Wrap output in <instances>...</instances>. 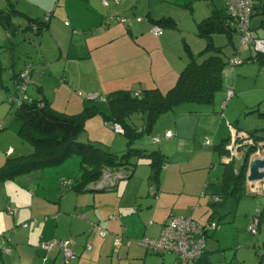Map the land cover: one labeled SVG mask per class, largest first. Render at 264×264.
Listing matches in <instances>:
<instances>
[{
    "label": "crops",
    "instance_id": "crops-1",
    "mask_svg": "<svg viewBox=\"0 0 264 264\" xmlns=\"http://www.w3.org/2000/svg\"><path fill=\"white\" fill-rule=\"evenodd\" d=\"M263 3H256L253 18L264 17ZM9 6L10 30L0 24L1 86L10 90L3 74L15 87L16 76L31 66L28 95L44 96L52 109L66 114L61 108L75 107L80 113L95 105L107 112L105 98L119 90L140 93L158 88L165 93L186 66L185 44L196 55L204 49L197 26L213 11L224 10L225 0H108V6L102 0H0L1 10ZM46 14H50L47 27L37 31L31 23L42 22ZM108 17L112 20L107 21ZM261 17L256 27L251 25L252 30L264 31ZM117 18H129L131 25H123ZM162 18L172 19L174 27L155 23ZM157 26L163 31L159 37L151 34ZM262 34L252 33L256 38H264ZM225 36L234 55L245 57L243 60L256 55L251 47L244 48L239 40L238 44V33ZM245 63L250 65L222 74V89L211 104H181L159 117L150 136L160 142L157 149L150 150L162 153L167 163L157 183L149 179V168L147 182L130 180L133 173L131 178L119 179L126 182L117 183L114 190L77 192L72 188L79 175L77 160L0 183V264H178L174 254L153 252L139 242L157 239L169 216L187 215L201 225L212 220L221 224L207 237L205 252L196 264H264L257 257V252H264V192L229 199V204L218 209L221 218H211L222 183L223 172L220 178L218 170L226 165L215 147L229 138L227 124L246 132L263 130L257 135L264 136V127L245 130L239 123V116L248 110L264 113V97L257 94L264 88L249 87L251 80L264 79V67L254 59ZM31 85L37 95L30 93ZM231 88L234 95L227 99ZM89 94L101 99L90 101ZM248 94L253 95L251 101ZM6 96L11 95L2 94L0 100ZM96 117L91 118V126L106 131L104 120ZM132 119L143 125L142 115ZM168 131L171 138H165ZM206 140L212 145L205 146ZM16 153L17 148L9 146L3 155ZM142 160V165H148V160ZM8 208L15 213L10 214ZM257 209L261 211L259 232L252 236L248 225ZM95 225L107 235H100ZM117 236L122 243L116 249ZM54 240H70L77 259L66 263L59 248H39Z\"/></svg>",
    "mask_w": 264,
    "mask_h": 264
},
{
    "label": "trees",
    "instance_id": "trees-1",
    "mask_svg": "<svg viewBox=\"0 0 264 264\" xmlns=\"http://www.w3.org/2000/svg\"><path fill=\"white\" fill-rule=\"evenodd\" d=\"M257 2H264V0H258ZM256 3L251 20L258 9ZM11 12L10 6L5 10L0 9V24L7 30H10L11 27ZM48 21H44V19L42 22L34 20L31 26H35L37 31H41L47 27ZM131 21L130 19L129 23L121 24L129 27ZM228 22L229 18L226 9H224L213 11L209 17L198 24L197 35L204 40L205 47L196 55L185 44L186 66L179 74L175 85L165 93L158 88L145 89L140 93L119 90L105 98L107 112L100 111L94 105L85 107L75 115L55 111L50 107L44 96L32 98L28 95V91H26L27 99H22L21 103L18 104L14 100L15 94L11 97V101L13 104L14 102L17 103L14 116L20 122L18 135L23 141L30 143L34 151L21 157H6L3 165L0 166V183L13 180L34 170L57 167L74 155L80 158L79 175L72 185V188L77 192L114 190L117 183L104 182L101 184L104 174L117 175L121 173V179L131 178L140 159L148 160V166L151 170L149 179L157 183L160 171L167 163V158L158 150L142 149L137 143L144 137L150 136L160 116L173 111L177 106L186 103L211 104L213 102L216 93L222 89L223 70L230 59L225 60L221 55L222 48L217 47L213 39L217 34L230 36L232 33H237L236 29L230 26ZM155 23L161 27H174V21L170 18H162ZM200 57L204 58L199 60ZM251 59L264 67V54L256 53L250 59L244 60V63ZM19 74L15 78L16 83L19 82ZM100 99L101 97L98 95L97 98L90 101ZM251 113H257L258 116L264 118V113L258 110H253ZM135 114L142 115L143 125L140 127L130 120V117ZM97 115H102L106 125L111 126L112 129L114 125H119L122 128V134L126 139L124 151L118 153L95 142H81L78 140L85 132L86 121ZM3 129L2 125L0 130ZM257 132L259 131L246 133L254 139L255 143H264V136L257 135ZM228 140L229 138L225 139L215 147L220 157L227 154L225 146ZM150 142L153 144V137H150ZM254 149H248L247 154L252 153ZM6 155H9L8 151ZM133 157L136 160H133ZM246 167L247 160L243 165H240L238 172L232 164L224 166L222 183L218 193L219 197L212 203L214 211L211 218L216 215L219 216L218 219L221 218L218 209L224 207L229 199L239 200L244 195L252 196L245 189ZM217 223L221 227L218 221ZM257 257L258 263H261L264 260V252H257Z\"/></svg>",
    "mask_w": 264,
    "mask_h": 264
},
{
    "label": "built area",
    "instance_id": "built-area-1",
    "mask_svg": "<svg viewBox=\"0 0 264 264\" xmlns=\"http://www.w3.org/2000/svg\"><path fill=\"white\" fill-rule=\"evenodd\" d=\"M258 0H225V9L229 18L230 26L234 27L239 34L240 44L242 46L251 47L256 53L264 54V38H256L252 35L251 30V16L253 8ZM104 6H108V0H102ZM50 14H46L44 21H48ZM120 23H129L130 19L117 18ZM112 20L108 17L107 21ZM135 21H141V18H136ZM36 28L35 26H33ZM163 33L160 27H154L151 34L159 37ZM244 63V60L235 54L229 59L228 64L231 68H235ZM31 66H26L19 74L18 83L15 82L16 96L14 100L21 103L22 99H27L26 91L30 82ZM234 95L233 89L227 91V99ZM98 97V94H89L87 99L93 100ZM229 129V140L226 143L227 154L222 157L224 164H233L240 162L242 165L243 160H247L248 167L251 162L256 159H264V143H255L254 139L246 132L239 131L231 123L227 124ZM2 128V125H0ZM115 133L122 134V128L119 125L113 127ZM172 132L165 133V138H171ZM160 139L153 138V144H158ZM205 146H211L212 141L206 140ZM254 149L252 155L255 157L248 159L247 150ZM10 149L8 153H11ZM264 172V169L261 170ZM105 173L101 184L104 182L117 183L121 179V173L112 175ZM249 176V173H248ZM99 184V185H101ZM247 193L249 195H258L264 192V179L250 181L247 178ZM10 214H14L15 210L8 209ZM260 209H257L255 215L251 217L248 231L252 235L258 234L260 224ZM112 218H115L113 216ZM26 226V225H24ZM98 232L102 236H106L107 232L102 230L99 225H95ZM220 228L217 221H209L205 225L198 224L192 216H169L162 224L160 236L157 239L143 238L140 240V245L148 250L159 254L172 253L176 256L178 264H196V262L203 256L206 247L207 237ZM116 249L122 243V238L117 236L114 240ZM40 248L44 251H51L54 248H59L63 255L64 262H72L77 259V254L71 248L70 240H54L52 242L42 243ZM90 249V246H86Z\"/></svg>",
    "mask_w": 264,
    "mask_h": 264
},
{
    "label": "rangeland",
    "instance_id": "rangeland-1",
    "mask_svg": "<svg viewBox=\"0 0 264 264\" xmlns=\"http://www.w3.org/2000/svg\"><path fill=\"white\" fill-rule=\"evenodd\" d=\"M260 17L261 16H255L253 18V20L255 19V22H253L251 24L253 27H254V25L256 27V24H255L256 20H258V19L260 20ZM261 18L263 19L264 17H261ZM262 32H264V31L261 30L260 28H256V29L252 30V33L255 36L258 35V36L262 37L261 36V35H263ZM238 40L240 41V38L237 39V42L239 44ZM214 44L217 47L222 48V54L221 55L225 58V60H228V58H230L234 55L233 47L231 46V44H229L227 37L225 35H222V34L215 35L214 36ZM244 48H248V47L244 46ZM242 58L244 59L245 57H242ZM8 61L10 64L11 60L8 59ZM249 65H250V63H244L243 65L237 66L235 68H231L228 64L225 66V68H224L225 70H223V73L226 70H229L230 72H232L234 70H238L239 68H241L243 66H249ZM257 70H259V67H257ZM3 78L5 79V86L9 87L10 90L6 91V89L4 87H2L1 83H0V96L2 94H5V95L10 94L11 96H6V98H3L4 100H0V123H2L3 128H4L3 130H0V166L3 165V163L5 161V157H4L3 153L7 149V147H9V146L17 148V153L13 157H21V156L29 155L34 151L33 146L30 143L23 141L20 138V136L18 135V129L20 127V122H18L14 116L15 110L17 108V103L14 102V104H12L13 103L12 101H11L12 103L9 102V99H11V97L15 95V87L12 85L11 82H9V76L8 75L3 74ZM254 85H256L258 89L264 88V79L260 77V78H258V80H251V82L249 83V87L250 86L254 87ZM33 86L34 85L30 86V93L37 95V90ZM257 94H260V96L263 95V97H264L263 91H260ZM247 96H250L249 97V100H250L253 95L248 94ZM212 105H206V106L211 107ZM183 106L186 107V106H191V105L186 104ZM231 108H232V106L230 105L229 110ZM262 108H264V102H263ZM61 109H65V111H68V112H66V114L78 113V109L75 107H67V108L63 107ZM248 111L244 112V114L239 116L240 126L242 128H244L245 130L246 129H251V130L254 129L255 130L257 128L264 127V126H262V125H264V120L256 117V115L251 114V112H248ZM133 116H135V115H132V117H130V120H132V121H133V119H132ZM92 119L89 118L86 121L85 132L81 135V137L78 140L81 142H95L102 147H106V148L109 147L112 151H117V152L123 151V149L126 147V139L123 136V134H115L112 127L107 126L106 123L103 121H102V124H103L106 131L97 130L95 125L91 126L92 125L91 122H93V121H90V120H92ZM96 119L97 120H103V116L97 115ZM139 123L140 122H136V125L138 127L141 126L140 125L141 123L140 124ZM259 124H260V126H258ZM227 129H228V126H227ZM228 131H229V129H228ZM261 131H263V130H261ZM261 131H259L257 133H262ZM150 137L155 138V136H146L141 141H139L137 144L141 148L146 147L148 150L150 148H153V147L157 149L158 148L157 145H152L150 143ZM252 153L247 154L248 159L255 157V155H252ZM132 159L136 160L135 157H133ZM221 159H222V157H221ZM73 160H77V162L80 164V158L78 156H75V155L73 157L69 158L67 162H69L70 164H74V162H76V161H73ZM139 163H138V166L136 167V170L134 172L133 177L130 180L135 181V180L141 179L143 181L146 180V182H147L149 167L146 164L142 165L143 164L142 159L139 160ZM79 164H78V166H79ZM232 165L235 166V169L238 172L239 168H240V162H235ZM222 168H223V166H221L220 170H218V174H219L220 178H221V174L223 172ZM33 172H36V171H33ZM77 172L79 173V168H78ZM78 173H77V175H78ZM248 173H249V167L247 165L246 171H245V176H244L245 189H247L246 184H247ZM30 174H33V173H30ZM125 182L126 181H117V183H119L121 185H123ZM110 192H112V191H110ZM103 194H98V195H103ZM229 203H230V201H229Z\"/></svg>",
    "mask_w": 264,
    "mask_h": 264
},
{
    "label": "water",
    "instance_id": "water-1",
    "mask_svg": "<svg viewBox=\"0 0 264 264\" xmlns=\"http://www.w3.org/2000/svg\"><path fill=\"white\" fill-rule=\"evenodd\" d=\"M246 162V159L243 160L242 165ZM264 169V159L253 160L249 166V176L248 180L256 181L264 179V172L261 170Z\"/></svg>",
    "mask_w": 264,
    "mask_h": 264
}]
</instances>
